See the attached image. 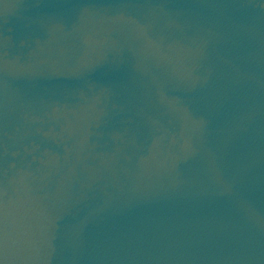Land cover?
<instances>
[{
    "label": "water",
    "instance_id": "95a60500",
    "mask_svg": "<svg viewBox=\"0 0 264 264\" xmlns=\"http://www.w3.org/2000/svg\"><path fill=\"white\" fill-rule=\"evenodd\" d=\"M0 264H264V0H0Z\"/></svg>",
    "mask_w": 264,
    "mask_h": 264
}]
</instances>
